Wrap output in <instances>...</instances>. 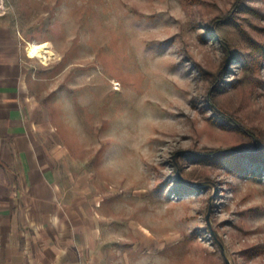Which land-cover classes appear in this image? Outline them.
I'll list each match as a JSON object with an SVG mask.
<instances>
[{
    "label": "rangeland",
    "instance_id": "rangeland-1",
    "mask_svg": "<svg viewBox=\"0 0 264 264\" xmlns=\"http://www.w3.org/2000/svg\"><path fill=\"white\" fill-rule=\"evenodd\" d=\"M0 14L101 253L264 264V0H0Z\"/></svg>",
    "mask_w": 264,
    "mask_h": 264
},
{
    "label": "crops",
    "instance_id": "crops-1",
    "mask_svg": "<svg viewBox=\"0 0 264 264\" xmlns=\"http://www.w3.org/2000/svg\"><path fill=\"white\" fill-rule=\"evenodd\" d=\"M28 91L20 39L11 18L0 14V264L165 263L157 247L101 253L105 238L97 225L80 220L66 202Z\"/></svg>",
    "mask_w": 264,
    "mask_h": 264
},
{
    "label": "bare ground",
    "instance_id": "bare-ground-1",
    "mask_svg": "<svg viewBox=\"0 0 264 264\" xmlns=\"http://www.w3.org/2000/svg\"><path fill=\"white\" fill-rule=\"evenodd\" d=\"M27 51L31 56L39 57L43 60H48L54 52L45 43H32L30 42Z\"/></svg>",
    "mask_w": 264,
    "mask_h": 264
},
{
    "label": "trees",
    "instance_id": "trees-1",
    "mask_svg": "<svg viewBox=\"0 0 264 264\" xmlns=\"http://www.w3.org/2000/svg\"><path fill=\"white\" fill-rule=\"evenodd\" d=\"M212 105H214L213 107L217 110V112H219L220 114H223L224 112L221 110V108H219V106L217 105L214 97L212 96ZM240 151L239 150H221V149H216V150H212V153L207 154V155H213V157H224L226 158L228 155L227 154H239ZM200 155V154H197ZM261 155V152L258 153V155L255 158H258ZM253 157V156H252ZM240 165V164H238Z\"/></svg>",
    "mask_w": 264,
    "mask_h": 264
},
{
    "label": "water",
    "instance_id": "water-1",
    "mask_svg": "<svg viewBox=\"0 0 264 264\" xmlns=\"http://www.w3.org/2000/svg\"><path fill=\"white\" fill-rule=\"evenodd\" d=\"M224 250V249H223ZM224 253V252H223ZM225 254V253H224ZM225 260H226V262H227V264H231L230 263V261H229V259L225 256Z\"/></svg>",
    "mask_w": 264,
    "mask_h": 264
}]
</instances>
